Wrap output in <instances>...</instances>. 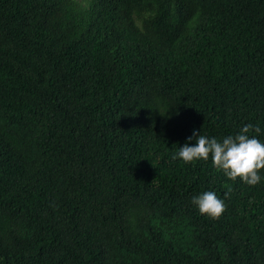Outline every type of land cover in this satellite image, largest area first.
<instances>
[{"label": "trees", "instance_id": "1", "mask_svg": "<svg viewBox=\"0 0 264 264\" xmlns=\"http://www.w3.org/2000/svg\"><path fill=\"white\" fill-rule=\"evenodd\" d=\"M249 123L264 0H0V264H264V170L172 158Z\"/></svg>", "mask_w": 264, "mask_h": 264}, {"label": "clouds", "instance_id": "2", "mask_svg": "<svg viewBox=\"0 0 264 264\" xmlns=\"http://www.w3.org/2000/svg\"><path fill=\"white\" fill-rule=\"evenodd\" d=\"M253 131L259 134L261 129L249 123L235 136H227L221 141L209 138L194 129L188 141L195 140V144L185 143L172 158L191 163L198 160L207 161L211 156L214 167L218 171L222 170L229 179L240 178L244 183L255 186L260 183V172L264 170V143L256 136L250 135ZM227 195L228 193H225V196ZM192 203L201 215L213 219H219L226 210L224 200L213 191L193 197Z\"/></svg>", "mask_w": 264, "mask_h": 264}]
</instances>
